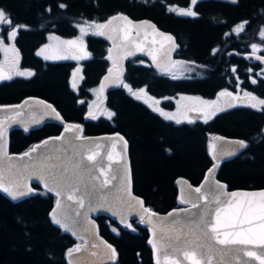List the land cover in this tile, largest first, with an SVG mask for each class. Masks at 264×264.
<instances>
[{"label":"trees","instance_id":"1","mask_svg":"<svg viewBox=\"0 0 264 264\" xmlns=\"http://www.w3.org/2000/svg\"><path fill=\"white\" fill-rule=\"evenodd\" d=\"M166 3H176V0H0V9L11 18L10 27H18L14 41L20 51V65L33 73L0 80V104L39 96L50 101L66 121L82 124L84 134L122 133L129 145L133 191L158 212L183 205L177 199L174 186L178 176L196 184L212 164L207 148L210 135L214 134L211 126L163 119L120 87L107 91L104 99L106 107L113 112L111 118L87 119L88 88L98 84L107 65L102 39L96 34L86 36L92 59L85 62L84 78L76 89L71 85V60H44L35 49L50 31L75 36L77 23L101 24L118 12L133 18L148 17L160 27L161 22L173 29L180 27L178 20L165 11ZM61 4L66 7H60ZM236 4L238 7L234 8L232 16L264 11V0H238ZM213 14H207L201 22L181 27L190 39L195 58L207 57L206 49L217 38L218 32L211 22L214 18L210 19ZM4 30L1 26L3 36ZM233 45L236 46L235 42ZM232 58L234 63H241L239 57ZM125 79L133 88L144 85L154 96L208 93L213 87L192 79H173L151 65L136 61H129ZM225 119L217 130L226 136L243 138L246 147L219 164L217 179L225 182L229 189L264 188V132L260 126L264 112L238 111ZM61 129L62 126L52 122L27 131L13 129L9 134V150L23 152ZM33 187L36 189L33 195L16 203L0 194V264H68L66 254L81 240L52 223L50 210L55 202L54 194L37 185ZM101 217L95 218L98 232L116 251L112 264H153L151 252L142 238L146 229L138 220L130 222L132 228H137L131 232L112 221L109 224L112 227L108 228Z\"/></svg>","mask_w":264,"mask_h":264},{"label":"water","instance_id":"2","mask_svg":"<svg viewBox=\"0 0 264 264\" xmlns=\"http://www.w3.org/2000/svg\"><path fill=\"white\" fill-rule=\"evenodd\" d=\"M114 16H126L128 21H131V24H129L128 21L116 19L108 25V28L104 29L105 35L102 37L107 39L109 42L108 53L109 56L112 57V64L106 69L100 78V85L103 83V87H101L103 91L113 89L117 86V77L121 79V77L124 75V63L130 59L140 57L147 60L148 63H150L155 68L165 69L174 59V51L176 46L174 36L169 32L159 29L149 19H132L126 14L115 13L102 24L106 23ZM124 27H127L130 30L127 40L122 38L123 33L119 31V29ZM109 37H112V39H109ZM168 37H171L172 39L169 40ZM137 46H139V48ZM141 48L143 49L142 51L139 50ZM109 49H111V53L109 52ZM128 53H132V55H129ZM153 57H155V60H153ZM109 69H112V71L109 72ZM105 77H108V79H105ZM73 81H77L76 75H74ZM40 101H43L44 103H38ZM155 104V102L152 103V105ZM16 105H20L21 107H12ZM46 105H51L52 108H54L56 112L59 113L50 101L39 96H27L17 102L0 104V119H4L13 112H20L21 115L17 119L22 121L20 123H13L10 120L5 121L6 134L4 137V142L6 143V157L12 158L11 161L7 159L0 161V172H3L5 186H9V181H11V186L13 189H15L16 186H19L25 192H27L29 188L33 190L28 195L19 197L18 199H12L9 195L3 191H0V194L3 197H5L10 202L16 203L33 195L36 192V189L33 187V185H37L39 188L47 190L45 188V183L41 179L39 173H32L27 167H25V165H31L33 160L30 157L23 156V154L28 152L31 148H33V146L40 145L46 140H49L50 143L47 146H43L39 153H32V157H59L60 160L57 161V163H59L60 161L67 160L69 158L78 160L81 158V156L86 157L90 151H96L100 153L97 158L98 163L100 165L107 166L109 163L107 157L109 152H111L114 159L116 160H120L121 157H123V164H113V170L115 171L116 169L127 168L129 173L128 179L124 182V187L127 189V191L121 193V180L119 178L121 173L115 172L117 179L113 180L112 184L108 185L107 189H102L97 195V201L99 204H103V207L97 206L95 211H88L86 216H77V211L84 212L85 209H80L79 205L75 204L74 201H68L66 197L61 200V206L57 208V199H59V197H57L55 191L51 192L55 196V202L50 210V213H52L53 209H57V217L61 218L68 224V230H65L59 225L55 224L50 215L52 223L59 227L62 232L69 233L73 238L81 240V242L77 244L81 246L80 253L73 252L71 256H69L68 253L66 254L65 257L68 264H112L115 261L116 255L115 258H112L111 250L106 247V245H111L114 249L113 245L103 238L98 232V227L95 220L97 216H104L125 229H132V226L130 228L125 227V224H130L132 220H139L140 225L147 230L148 235L146 239V246L151 251L152 263L156 264L158 258L160 260V264H166L164 258L166 253L163 251L164 242L169 241L170 237H174L175 232L173 229L183 228L185 232L188 231V228L186 227L188 222L191 220H196L199 217L201 210L208 203L205 200L199 199L201 195H207L208 200L211 201L212 193L214 190L218 189V185L225 186L223 191L226 194H230L232 192L264 191V188L229 189L225 182L217 179L216 177L219 166L213 171L209 179L207 181L205 180V177L209 175L208 170L213 166V159L209 154L210 142L216 145H224L228 150H231V148L235 147L237 149L235 154L244 148L239 147L238 144L232 143L236 141H243L242 139L226 137L224 135H214L210 138L207 147L208 155L212 164L205 170L200 181L196 184H192L187 178L183 176H178L174 180L178 201L181 202L182 197L187 199L188 195L191 194L192 202H181L183 205L172 207L164 212L155 211L144 203V200L140 195L133 191L129 145L122 133L118 131H112L99 134H83L82 124L66 121L60 113V119H57L53 113L51 115L45 116L39 124L32 123V113L35 112L37 118H39V115L45 111ZM47 111L51 112V109H47ZM49 122L57 123L62 126L60 132L55 135L42 138L23 152L17 153L11 152L9 150V134L13 129L25 130V128H27V130H30L39 128L43 124ZM66 125H78L79 128H73L72 131L66 132ZM62 134L64 137L62 140L51 139L54 137H60ZM119 137H123V140H120ZM217 137L223 139H214ZM67 141H71V144H69ZM73 145L76 147L74 148ZM232 156L222 157L219 161V164L221 161ZM84 164L91 167L90 163L86 159H84ZM93 173L97 176L99 175V172L96 168H93ZM111 175L112 173H110V176ZM85 179H87L86 176ZM102 181L103 177H100V179L94 181V183L99 186ZM202 185V192L196 193L195 189L200 188ZM128 191H130L131 197H135L138 198V200L143 201V208L150 209L151 212L156 214L151 224L140 222L141 215L147 218L148 214L143 213L139 203L133 200L132 204L134 205V208H130L128 206V201L131 199V197H129L127 194ZM85 203L87 204V199L85 200ZM192 203H198L199 207L192 208ZM211 207H214V204L211 205ZM179 209H188L189 211L176 212L171 217L168 215L169 213L173 212V210ZM65 218L67 219L65 220ZM173 221H177L178 223L173 224ZM149 240H153L157 244V247L160 248L158 255L154 254L153 246L149 243ZM171 243L175 244V240L172 239ZM93 245H95V247H93ZM240 257L242 260H248L249 264H259L258 261H253L251 258L243 256L242 253L240 254ZM177 258L183 260L182 255L178 256ZM184 264H187V262L185 261ZM233 264H236V261H233Z\"/></svg>","mask_w":264,"mask_h":264},{"label":"snow or ice","instance_id":"3","mask_svg":"<svg viewBox=\"0 0 264 264\" xmlns=\"http://www.w3.org/2000/svg\"><path fill=\"white\" fill-rule=\"evenodd\" d=\"M198 0H191V4L196 5ZM60 7H66V5L61 4ZM169 11H177V14L187 15V16H196L197 13L192 9H175L169 8ZM122 19L128 21L126 16H114L109 19L104 24H94L96 29L100 31L96 32V35L104 36V29L108 28V25L112 23L113 20ZM0 23H7L11 25L12 21L10 16L6 15V12L3 9H0ZM131 24V21H128ZM247 21L236 26L233 31L237 34L241 33ZM154 27V26H153ZM18 27L13 28V30L8 34V39L14 40L17 34ZM81 37L86 35L84 27H80ZM123 33L122 38L127 40L130 30L127 27L119 29ZM227 35V34H226ZM260 36L264 39V29L261 30ZM112 39V37H109ZM171 40V37H168ZM64 43L70 45L74 50L82 53L81 55L74 56V59L85 60L88 59L89 53L86 52V49L83 46V40L77 38L76 40L65 41ZM3 44V39H0V45ZM139 48V46H137ZM252 52L255 54L259 51L257 44L253 43L251 45ZM139 50H143L142 48ZM217 51L216 49L213 52ZM111 53V49H109ZM40 54V53H38ZM132 55V53H128ZM109 59L112 57L109 56ZM251 59V55L246 57ZM49 59V57H45ZM255 59L264 62V56H255ZM155 60V57H153ZM76 72L81 71L78 67ZM112 69H109L111 72ZM232 71L235 73L236 69L233 68ZM251 71V69H249ZM18 75L32 76L33 73L29 70L24 72L17 73ZM256 76L264 75V69L260 73H256ZM11 79V76L5 75L2 67H0V80ZM108 79V77H105ZM239 78L237 77V80ZM117 81H120L117 77ZM253 84L257 83L255 78L251 81ZM75 87V84L73 85ZM103 87V83L101 85ZM123 87L128 88L127 84H123ZM130 90V89H129ZM140 92H144L145 89H140ZM219 96H232L231 92L224 90L218 94ZM244 96L250 97L252 100L256 101L255 103L250 104L252 108H257L258 106H264V99H258L249 92H245ZM27 103V102H25ZM38 103L43 104V101ZM209 103V102H205ZM214 103V102H212ZM14 108H20V105L12 106ZM47 109H51V112H48ZM264 110V108H261ZM220 111L223 109H217V111L211 112V115L208 114V111H205V122L207 120L214 118ZM55 114L57 119H60L59 113L56 112L51 105H46L45 111L39 115L35 112L32 113V123L39 124L41 120L51 114ZM21 115L20 112H13L11 115L6 116L4 119H0V161L7 159L11 161V157H6V143L4 142V137L6 134L5 121L10 120L13 123H20L22 121L17 118ZM93 119L95 116L92 112L88 113ZM110 116L113 114H109ZM171 118V117H169ZM179 123V121H177ZM73 128H79L76 126H65V131H72ZM27 131V128H25ZM63 134L60 137L51 138L52 140H62ZM120 140H123V137H119ZM214 139H223V138H214ZM71 144V141H67ZM50 143L49 140L43 141L40 145H35L28 152L23 154L24 157H30L33 160L31 165H25L30 172L39 173L41 179L45 183V188L47 191H55L57 197V208L61 206V200L66 197L68 201H74L75 204L79 205L80 209H85L84 212L77 211V216H86L88 211H95L97 206L103 207V204H99L97 201V195L102 189H107L108 185L112 184L113 180L117 179L115 172H120L121 180V193L127 191L124 187V182L128 179L129 173L127 168L116 169L115 171L112 168L113 164H123V157L120 160L114 159L111 152L108 154V165H100L98 163V156L100 153L96 151H90L86 157L81 156L78 160H73L71 158L67 160H60L59 157H43L40 156L32 157V153H39L40 149L43 146H47ZM238 144L239 147H246L245 141H236L232 142ZM75 148L76 146L73 145ZM126 148V142H125ZM236 148L233 147L231 150H228L224 145H216L209 143V154L213 159V166L208 170L209 175L205 177L207 181L213 171L219 166V161L222 157L232 156L236 152ZM84 159H86L89 165L84 164ZM93 168H96L99 172V175L93 173ZM110 173L112 175L110 176ZM85 176L87 179H85ZM100 177H103L102 183L97 186L94 181L99 180ZM225 186L218 185V189L214 190L212 193V200H208L207 195H201L200 200H205L208 202L205 207L201 210L199 217L196 220H191L188 222L186 227L188 231L185 232L183 228L173 229L175 232L174 237H170L169 241L164 242L163 251L166 253L165 262L166 264H184L186 261L187 264H233V261H236V264H249L248 260H242L240 254L243 256L251 258L253 261H258L259 264H264V191L260 192H232L230 194L224 193L223 189ZM203 185L200 188H196V193L202 192ZM0 191H3L9 195L12 199H18L19 197L26 196L31 193L33 190L28 189L27 192L23 191L19 186H16L15 189L11 186V181H9V186H5L3 172H0ZM128 196L131 197L130 191H128ZM238 198V199H237ZM258 198V199H257ZM87 199V204L85 200ZM135 200L141 205L143 213H147V218L141 215V223L153 222V218L156 216L155 213L151 212L150 209L143 208V201L138 200V198L131 197L128 201V206L134 208L132 201ZM181 202H192L191 194L188 195V198H181ZM214 204V207L211 205ZM199 207L198 203H192V208ZM188 209H179L173 210V212L168 215L171 217L176 212H188ZM52 220L55 224L59 225L61 228L68 230V224L64 222L61 218L57 217V209H53L50 213ZM67 218H65L66 220ZM123 222V218H122ZM178 223L173 221V224ZM125 227H131L130 224H125ZM115 231V229H113ZM75 234V233H74ZM155 235V233H154ZM175 240V244L171 243V240ZM214 241V243H213ZM149 243L152 244L154 254H159L160 248L157 247V244L153 240H149ZM219 246V247H218ZM95 247V245H93ZM108 249L111 250L112 258H115L116 252L111 245H106ZM73 252L80 253L81 246L77 245L75 249H69L68 255L71 256ZM182 255L183 260L178 259L177 257ZM156 264H160V260L157 258Z\"/></svg>","mask_w":264,"mask_h":264},{"label":"flooded vegetation","instance_id":"4","mask_svg":"<svg viewBox=\"0 0 264 264\" xmlns=\"http://www.w3.org/2000/svg\"><path fill=\"white\" fill-rule=\"evenodd\" d=\"M237 2L238 0H235V1L198 0L197 4L194 6L191 4V0H176V3H171V4L166 3L165 11L167 13H171L172 14L171 18L176 19L179 22L180 27H177L175 29L165 26L164 22L160 23L161 24V27H160L158 26L159 24H157L152 19H149L148 17H136V18L131 17L132 19H144V18L149 19L159 29L171 33L174 36L175 41H176V46H175V51H174V60L181 62L183 65L186 64L185 68H187L186 66H191L193 69L189 74H188L189 72L188 71L182 77H178V78L171 77V78L183 79V80L192 79V81H198L203 84H212L213 87L208 93L177 92L171 95L154 96L146 89L144 85L138 88H133L130 85V83L125 79L126 68H127L129 61H136L138 64H142V65H151L150 63H148L147 60L140 58V57L130 59L124 63L125 73L120 79L122 83L118 82L116 87H120L124 89V91L130 97H132L136 101L143 103L152 112L159 115L160 117H162L160 113H156L155 110H152V107L153 108L161 107L163 109L165 107L168 108L169 106V108L172 109L173 108L172 97L178 94L191 95L199 100H202L203 105H204L203 108L201 109L187 108L183 111L182 116L185 119L184 121L183 120L182 121L181 120H176V121L170 120V121H173L174 123H178L177 121H179V123L196 122V123H202V124H207V125L209 124L211 126V131L214 133L213 135H210V138L214 135H223L217 130L218 128H220L218 127V124L223 122V120L226 121L225 118L231 116L232 113L234 112H238V111H247V112H255V113L264 112V110H261V108H264V106H258L257 108L250 107L249 105L252 103H255L256 101L252 100L250 97L244 96L245 92H249L253 96L257 97L258 99H264V75H261V76L255 75L256 73H260L261 70L264 69V62H261L255 59V56L257 55L264 56V39H262L260 36L261 30L264 29V11L259 12L256 15L246 13L245 15H239V16L233 15L232 16V12L234 8L238 7V4H236ZM244 3L245 1H243V4ZM169 8H175L177 10L181 8H184V9L192 8L197 13V15L196 16L180 15V14H177V11H169ZM118 13H122V12H118ZM209 13H214L210 19L214 18L211 22L215 30L218 32L216 36L217 38H215V40H213V42L208 46V49H206L205 53L208 54L207 57L195 58L193 56L190 39L188 35L186 34L185 30H183L181 27L195 24V22H201L204 19H206V15ZM245 21H247V24L245 25V28L241 33L237 34L236 32L233 31V29L236 26L244 23ZM1 26H4L5 30H4V36L1 34V32H0V36L6 40L8 33H10L13 30V27L11 28L10 25L7 23H0V28ZM179 29H180V32L178 31ZM172 30H174L175 33ZM86 36L84 38L83 46L86 49V52L90 54L88 59L76 61V60H72L68 58L69 60L73 62V69H72L70 78H71L72 87L75 84V87H73L74 89H76V85H81V82L84 78L83 70H84L85 62L92 59V53L90 52L88 45L86 43ZM62 37H68V36H62ZM99 37L102 39L104 51L106 53L105 55V60L107 64L105 67V71H106V69L112 64V60L108 58L109 57V53H108L109 42L107 39L103 38L102 36H99ZM240 37H243V39L239 40ZM12 41L14 43V46L10 48L12 53H9L7 56V59L6 60L2 59L0 63L4 73L7 71L8 73L11 72V67L13 66L24 69V67L20 65V59H21L20 51L18 47L15 45V41L14 40ZM234 42L236 46L233 45ZM253 43L257 44L259 47V51H257L255 54H253L252 48H251V45ZM38 47L37 49H35L36 54H38L37 53ZM214 49H216L217 51L213 52ZM74 51L77 55L82 54V53L79 54L78 52H76V50ZM250 55L252 57L251 59L246 58V57H249ZM233 56L239 57L241 59V63H234L232 61ZM1 57H2V54L0 52V59ZM48 61H53V60H48ZM76 62H79L80 64L79 68L81 69V71L79 72H75ZM233 68L236 69L235 73L232 71ZM25 69H28V68H25ZM157 69L160 70L159 68ZM249 69H251V71H249ZM28 70L32 72L31 69H28ZM74 75H76V79H77L76 82L73 81ZM14 77H26V76L16 75V76H11V79ZM237 77L239 78L238 80H237ZM253 78L257 80V83L253 84L251 82ZM123 84H127L129 87L125 88L123 87ZM97 86H100L101 98H99L97 101V104L95 106V111L99 106L103 105L104 107H106L104 103V99H105L107 91H109V90H106V91L102 90L101 85H100V79H99L98 84L88 88V91L90 93V98L86 100L87 108H88V104L91 102V97H92L91 90L92 88H95ZM139 88L145 89V92H140L138 90ZM224 90L231 92L232 96H219L218 94ZM161 97H164V98L159 99ZM170 99H172V101ZM153 102H155L156 104L152 105ZM205 102H209V103H205ZM166 104L168 105L166 106ZM87 108H86L85 116L87 119L91 120L93 118L88 115L89 111H87ZM107 109L110 110L109 108ZM217 109H223V111H220L214 118L209 119L207 120V122H205V111H208V114L211 115V112L217 111ZM110 111H111V114H113L112 110ZM112 116L113 115L109 117H105L101 115H96L95 119H98L100 117L108 119V118H111ZM260 126H261L262 131L264 132V121L261 122ZM226 137H232V136H226ZM232 138H238L244 141V139L241 137L236 136ZM101 218L108 228L112 227L111 225H109L110 220L108 218L104 216H102ZM136 229L137 228H132L129 230L131 232H135ZM138 234H142V233H138ZM147 235L148 234L146 230V232H144L143 237H142L145 240V244H146Z\"/></svg>","mask_w":264,"mask_h":264},{"label":"rangeland","instance_id":"5","mask_svg":"<svg viewBox=\"0 0 264 264\" xmlns=\"http://www.w3.org/2000/svg\"><path fill=\"white\" fill-rule=\"evenodd\" d=\"M94 24H96V23L85 22V21L79 22L77 24V27H78L77 34L75 36H70V37H62V35L54 32V31L48 32L46 34L45 41L38 47L37 53H40V54H37V55L44 60H53L54 61V60H61V59H68L69 58L72 60L79 61V60L73 58L74 56H77V54L72 49V47L70 45L64 43V42L69 41V40H76L77 38H81L83 40V43H84V38L87 34H95L96 32L99 31V29H96L94 27ZM81 26L85 28V32L87 33L83 37H81V31H80ZM0 39H3V44L0 45V52L2 54V57L0 59V63H1L2 59L6 60L8 54L12 53L10 48L14 46V43L12 40L8 39V35H7L6 40L1 36H0ZM46 56L49 57V59H45ZM185 65H183L181 62H179L177 60H174L172 62V64H170L167 68L160 69L158 71H159V73L164 74L168 77L178 78V77H182L188 71H189L188 72V74H189L193 70L191 66H186L187 68H185ZM0 67H1V65H0ZM78 67H80V64H79V62H76L75 69H77ZM25 70H28V69H25V68L23 69L20 67L13 66V67H11V72L8 73V71H7V72H5V75L16 76V75H18L17 73L24 72ZM18 76H22V75H18ZM140 89H143V88H139L138 90H140ZM91 92H92L91 102L88 104L87 111L93 112L94 116L101 115V116L109 117L110 116L109 114L111 113V111L108 110L103 105L99 106L95 111V106L97 104V101L99 98H101L100 86L92 88ZM162 98H164V97H161L159 99H162ZM172 99H173V101H172ZM172 99H170L173 102V108L172 109L169 108V106H168V108L165 107L163 109L161 107H159V108H153L152 107V110H155L156 113H160V115L164 119L173 120V121H176V120H181V121L183 120L184 121L185 119L182 116V113L185 109H187V108H189V109H201L204 106L202 100H199V99H197L191 95L178 94V95L172 97ZM169 117H171V118H169Z\"/></svg>","mask_w":264,"mask_h":264}]
</instances>
